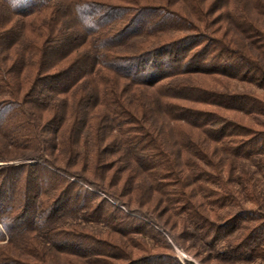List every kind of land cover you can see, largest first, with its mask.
Listing matches in <instances>:
<instances>
[{"label": "trees", "instance_id": "1", "mask_svg": "<svg viewBox=\"0 0 264 264\" xmlns=\"http://www.w3.org/2000/svg\"><path fill=\"white\" fill-rule=\"evenodd\" d=\"M201 106L264 119V0H0V161L47 164L0 170V264H180L131 259L140 217L155 210L179 246L254 220L216 221L240 207L238 169L260 201L244 165L264 185V123ZM132 192L144 211L108 202L129 209Z\"/></svg>", "mask_w": 264, "mask_h": 264}, {"label": "rangeland", "instance_id": "2", "mask_svg": "<svg viewBox=\"0 0 264 264\" xmlns=\"http://www.w3.org/2000/svg\"><path fill=\"white\" fill-rule=\"evenodd\" d=\"M233 86L239 91H249L256 96L262 97L263 93L256 86L245 84V83H235L233 82ZM263 98V97H262ZM202 109L218 112L224 116L232 118L244 125H247L255 130L261 129L260 122L264 123L263 118H243L240 115L233 114L231 112L221 111L215 108H208L205 106H201ZM21 152H13L11 153L12 157L20 155ZM10 156V157H11ZM42 165L47 167V164L44 162L40 156H29L27 158H19L16 157L12 160L0 161V170L17 165ZM247 164V163H246ZM244 165L245 169L251 170V174L253 176L252 179L260 180L259 187L255 186L253 195H260V201L258 202H247L243 196L244 188L246 186L245 176L243 175L242 170L238 169L237 174L235 175L236 179L232 182L233 191H237L239 193L238 205L240 207H225L217 210V213L222 216L217 224L225 225L227 219L232 218L234 214L243 210L251 212L254 214L252 219L239 222L236 228H227L225 227L220 234L219 240H217L214 245H209L211 243V238L207 240L197 239L194 236L188 237L181 236L183 240H178V242L182 245L179 246L172 236L170 232L164 230V228H160L152 218L156 216L155 210L152 212V218L148 216L146 219L140 217V221L148 224L152 229H150L148 233L132 236L129 238H133L134 241L128 240L129 247L126 249L127 253H133L131 259H146L152 258L153 256H166L171 257L180 264H264V238H258V242L249 243L252 239L259 234L258 229L261 228V225L264 226V222L262 217H264V185H262L261 176L258 172V169L253 166ZM135 193V194H134ZM100 195V194H98ZM132 204L128 209L124 205H120V202H113L109 200L108 202L118 207L124 212H128L129 215H133L130 212L132 211H144L146 208H140V193L132 192ZM100 196H103L102 194ZM136 196V198H134ZM132 197V196H130ZM243 197V198H242ZM126 201V200H123ZM160 208H163V205H159ZM257 214V218L255 217ZM79 217V216H78ZM164 217V216H163ZM155 218V217H154ZM256 218V219H255ZM160 219V218H158ZM165 219V217L163 218ZM72 222L80 223L83 227H89L95 233H102L105 231L104 225L102 223L96 222H87L81 217L75 219ZM173 221H170L172 224ZM169 224V225H170ZM149 229V228H148ZM148 231V230H146ZM175 233H179L176 230ZM252 239H249V236ZM4 244V243H3ZM255 246V247H254ZM246 247V248H245ZM109 264H124V262H117L115 260H109ZM140 264H143L140 262Z\"/></svg>", "mask_w": 264, "mask_h": 264}]
</instances>
